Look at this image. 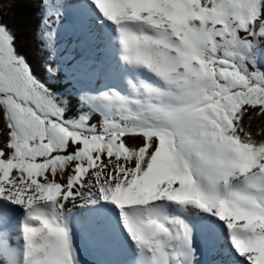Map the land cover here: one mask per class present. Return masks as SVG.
Segmentation results:
<instances>
[{"label": "snow or ice", "instance_id": "obj_1", "mask_svg": "<svg viewBox=\"0 0 264 264\" xmlns=\"http://www.w3.org/2000/svg\"><path fill=\"white\" fill-rule=\"evenodd\" d=\"M40 3L54 76L67 4ZM75 7L115 82L80 90L71 116L0 15V264H80L73 208L126 238L128 264H198L202 228L221 264H264V127L245 124L264 117V0Z\"/></svg>", "mask_w": 264, "mask_h": 264}, {"label": "rangeland", "instance_id": "obj_2", "mask_svg": "<svg viewBox=\"0 0 264 264\" xmlns=\"http://www.w3.org/2000/svg\"><path fill=\"white\" fill-rule=\"evenodd\" d=\"M63 2L67 4V7L65 9V15L59 25V30L67 29V33H65L64 36H67L65 39L68 42L67 44L70 43L69 51L71 54L67 56L65 52L62 51L59 59L63 61L62 67H66V70L69 72L67 82L72 83V79L79 76L80 79L76 82L81 90L100 87L101 75L104 77L108 76L107 74L110 68H112L111 63L115 61V55L105 47V43H102V36H93V32L96 31V29L92 27L91 21L87 23L86 20L81 17L80 12L75 7L80 0H63ZM72 21H74V23H72ZM81 24H83V28ZM72 25L76 27L79 25V32H82L85 38L82 36V40H79L77 37L78 35L73 34L75 30L71 27ZM76 51L77 53L73 54ZM107 53L114 58L112 62L111 59L107 57ZM104 64L106 65V69L102 72ZM108 78L111 79L109 76ZM73 213L74 243L78 251L80 264H126V261L120 260L121 251L116 253L117 257H111L114 254H108L109 257L103 249L105 243L100 244L97 242V231L100 232L101 225L95 227L92 233H86L84 224H90L93 220L92 222L96 225L97 219L82 214L80 210L76 208H73ZM106 228L109 229L112 234V237L109 239L110 242H106L109 243L111 248L119 249L123 245L130 247L126 238L118 234L116 240L114 236L115 230L107 225ZM107 236L109 235L107 234ZM194 243L198 248V264H221V262L230 259L224 254L225 242L223 237L216 231L202 228L197 233Z\"/></svg>", "mask_w": 264, "mask_h": 264}, {"label": "trees", "instance_id": "obj_3", "mask_svg": "<svg viewBox=\"0 0 264 264\" xmlns=\"http://www.w3.org/2000/svg\"><path fill=\"white\" fill-rule=\"evenodd\" d=\"M0 15H2V22L15 33L17 49L27 58L37 77L46 82L53 91L72 97L73 107L69 115H74L77 111L76 97L81 90L77 83L80 77L75 78L76 80L72 79V83H68L69 72L66 67H62L63 61L59 59L62 51L67 56L71 54L69 49H61V45H68L65 40L67 36H64L67 33V29L59 30L56 38L57 55L56 60L52 63L58 65L60 71L54 76H49L45 70V64L49 61V52L46 50L45 41L41 38L44 9L40 0H2ZM78 38L82 40L81 37ZM98 120L99 117H96L93 122ZM245 124H250L251 126L248 130L255 133L258 127H264V117L253 118L251 121L245 119ZM2 126V122H0V127Z\"/></svg>", "mask_w": 264, "mask_h": 264}, {"label": "bare ground", "instance_id": "obj_4", "mask_svg": "<svg viewBox=\"0 0 264 264\" xmlns=\"http://www.w3.org/2000/svg\"><path fill=\"white\" fill-rule=\"evenodd\" d=\"M107 57L111 59V62H112V60H114V58L110 54H108ZM114 63H115V61H114ZM114 63H111L112 67L114 66ZM92 221H91L90 224H87V223L84 224V228L86 229V233H88V234L92 233L93 232L92 230H94L95 227H98V225H101L100 232L97 231V239H98L97 242L100 243V244H104L105 243L103 249H104V251L106 252L107 255L108 254L109 255H113L114 254L111 257H117L116 253L121 251L122 254L120 255V260L122 259L123 261H126V264H128V261L131 258V248L127 247V246H124V245L122 247H120L119 249L111 248L109 243H106V242H110L109 239L112 237V234L110 233V230L106 228V224L104 222L100 221L99 219H97L96 225ZM107 234L109 236H107ZM118 234H119L118 232L114 231V236H115L116 240L118 238ZM120 238H121V236H120ZM121 240H122V238H121Z\"/></svg>", "mask_w": 264, "mask_h": 264}, {"label": "clouds", "instance_id": "obj_5", "mask_svg": "<svg viewBox=\"0 0 264 264\" xmlns=\"http://www.w3.org/2000/svg\"><path fill=\"white\" fill-rule=\"evenodd\" d=\"M67 10H68V9H67ZM67 10H66V11H67ZM86 22L88 23V21H86ZM79 23H80V21H79ZM82 25H83V24H81V27L83 28ZM79 28H80L79 25H77V27L75 26V27H74V30H75V31H74L73 34H74V35H75V34L78 35L77 37H82V36H83V38H85V36L82 34V32H79ZM85 35H86V34H85Z\"/></svg>", "mask_w": 264, "mask_h": 264}]
</instances>
